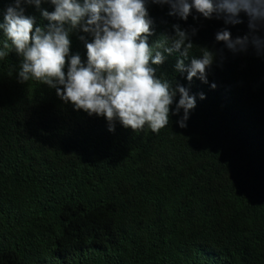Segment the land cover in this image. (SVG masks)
Masks as SVG:
<instances>
[{
  "label": "trees",
  "instance_id": "obj_1",
  "mask_svg": "<svg viewBox=\"0 0 264 264\" xmlns=\"http://www.w3.org/2000/svg\"><path fill=\"white\" fill-rule=\"evenodd\" d=\"M9 6L0 0V23ZM21 6L45 28L40 9L55 10ZM147 7L150 46L179 23L198 29L186 64L204 48L216 55L208 84L175 72L179 53L153 65L196 95L185 128L183 109L171 114L179 93L159 133L119 121L112 132L55 89L18 82L15 50L0 59V264H264V56L234 55L215 40L224 27L243 36L246 21L226 26L194 9L184 21L167 5ZM81 35L91 42L74 30L70 55L86 62ZM5 41L0 29V48Z\"/></svg>",
  "mask_w": 264,
  "mask_h": 264
},
{
  "label": "clouds",
  "instance_id": "obj_2",
  "mask_svg": "<svg viewBox=\"0 0 264 264\" xmlns=\"http://www.w3.org/2000/svg\"><path fill=\"white\" fill-rule=\"evenodd\" d=\"M50 2L55 10L40 9L50 23L47 28L36 26L35 18L25 15L21 6ZM4 14L0 29L7 41L0 48V59L10 51L22 57L17 79L20 83L36 81L55 89L56 95L74 109L83 110L89 116L105 117L109 131H115V122L133 131L143 130L147 125L154 133L169 124L170 106L177 93L180 98L173 115L183 109L177 122L187 127L190 112L197 107V97L190 88L157 76L153 65H161L166 56L179 53L174 69L185 74L191 82L194 78L208 84L209 70L216 62V55L204 48L199 57H191L192 37L198 32L173 24L174 34L164 36L150 46L153 21L149 16V3L169 6L170 16L187 21L193 9L205 19L223 20L226 26L247 23L248 31L233 37L228 27L215 34L217 42L235 54H246L254 49L264 56V0H14ZM199 17H194L198 19ZM67 25V27H66ZM79 30L84 35L87 61L77 53L70 55V34ZM168 41L170 45L168 46ZM181 49H183L181 51ZM67 65V71H65ZM210 87L215 90L216 83ZM199 99H206L204 92Z\"/></svg>",
  "mask_w": 264,
  "mask_h": 264
}]
</instances>
